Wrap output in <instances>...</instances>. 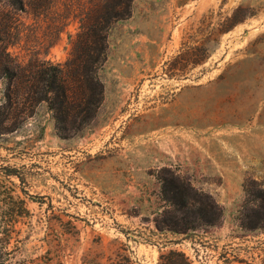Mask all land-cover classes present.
I'll list each match as a JSON object with an SVG mask.
<instances>
[{
  "label": "rangeland",
  "instance_id": "374dc122",
  "mask_svg": "<svg viewBox=\"0 0 264 264\" xmlns=\"http://www.w3.org/2000/svg\"><path fill=\"white\" fill-rule=\"evenodd\" d=\"M102 2L2 0L0 61L65 64ZM98 73L97 115L67 137L45 102L7 110L0 77V264H264V0H134ZM163 178L211 196L217 223L159 230Z\"/></svg>",
  "mask_w": 264,
  "mask_h": 264
},
{
  "label": "trees",
  "instance_id": "16d2710c",
  "mask_svg": "<svg viewBox=\"0 0 264 264\" xmlns=\"http://www.w3.org/2000/svg\"><path fill=\"white\" fill-rule=\"evenodd\" d=\"M10 1L16 8L25 10L26 5L32 9L45 6L48 0ZM133 1L95 3L97 12L81 21V30L65 64L43 61L29 67H12L7 60L0 61V77L7 78L5 108L13 110L14 114L34 113L36 107L45 102L53 113L60 136L85 131L104 100L105 86L98 71L106 59L108 31L113 22L131 16ZM5 112L0 109L1 116ZM163 195L170 205L156 224L161 231L186 233L201 224L214 225L222 215L211 196L200 193L179 178L173 181L163 178ZM130 260L127 257L126 263L131 264ZM159 264L194 263L183 251L170 250L161 255Z\"/></svg>",
  "mask_w": 264,
  "mask_h": 264
},
{
  "label": "crops",
  "instance_id": "0c3cea01",
  "mask_svg": "<svg viewBox=\"0 0 264 264\" xmlns=\"http://www.w3.org/2000/svg\"><path fill=\"white\" fill-rule=\"evenodd\" d=\"M42 105V104H41ZM40 106V105H39Z\"/></svg>",
  "mask_w": 264,
  "mask_h": 264
}]
</instances>
